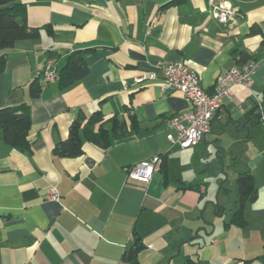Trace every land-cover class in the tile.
Returning <instances> with one entry per match:
<instances>
[{"label": "crops", "instance_id": "1", "mask_svg": "<svg viewBox=\"0 0 264 264\" xmlns=\"http://www.w3.org/2000/svg\"><path fill=\"white\" fill-rule=\"evenodd\" d=\"M171 1L12 3L43 28L40 38L0 51L7 58L0 106L29 104L32 148L0 139V264H264V122L256 105L264 104V0H216L237 9L226 24L213 17L210 0L166 6ZM88 48L70 85L45 80L49 51L59 74L71 53ZM243 52L259 62L251 91L234 87L205 138L181 148L168 121L191 104L180 91L162 90L156 62L184 60L212 90ZM146 70L158 78L137 82ZM38 78L42 91L32 98ZM97 110L120 119L129 111L140 131L108 148L85 141L79 156L55 155L72 122ZM154 155L162 162L150 182L127 179V167ZM241 173L256 187L245 226L231 222ZM52 189L58 200L49 198Z\"/></svg>", "mask_w": 264, "mask_h": 264}, {"label": "trees", "instance_id": "2", "mask_svg": "<svg viewBox=\"0 0 264 264\" xmlns=\"http://www.w3.org/2000/svg\"><path fill=\"white\" fill-rule=\"evenodd\" d=\"M17 0H0V51L13 47L18 40L38 39L41 37L42 28L30 25L25 6L13 4ZM173 0L166 6L175 4ZM50 35L52 29L45 26ZM92 49L77 50L71 53L58 78L64 87L70 85L74 80V73L84 64L86 57ZM56 56L48 52V57ZM6 54H0V73L5 68ZM246 54L241 53L239 62H247ZM43 81L38 78L30 83V97H38L42 91ZM29 104L22 103L15 106H0V139H3L12 146L26 152L32 151L29 133L31 118ZM128 111V110H127ZM110 122V127L107 123ZM140 131L136 116L128 111V117L106 118L101 110H97L89 117L80 115L71 124L67 138L58 141L53 148L55 155L60 157H76L83 154L85 141L92 142L102 148H108L115 141L123 140ZM239 199L231 222L235 225L245 226L247 220L244 207L249 199L256 198V187L253 176L250 173H241L238 177Z\"/></svg>", "mask_w": 264, "mask_h": 264}, {"label": "built area", "instance_id": "3", "mask_svg": "<svg viewBox=\"0 0 264 264\" xmlns=\"http://www.w3.org/2000/svg\"><path fill=\"white\" fill-rule=\"evenodd\" d=\"M211 11L214 18L224 24L234 20L237 9L227 2L210 0ZM259 62L248 60L242 64L232 66L224 76L220 77L212 90H207L201 85L199 73L184 60H177L165 64L159 60L155 67L162 72L161 88L164 91H180L190 102L191 108L185 113L178 114L169 119L170 126L177 130V142L181 148L197 146L212 129V122L217 115L224 99L232 97L234 87L241 86L251 91L254 83V74ZM58 77L55 57H48L44 68L46 81ZM155 71L146 70L136 77L137 82L149 79H157ZM260 120L264 122V104L261 100L256 102ZM171 137V136H170ZM162 158L154 155L150 159L142 160L126 168L127 179L148 183L156 170L159 169ZM60 194L52 189L49 198L58 200ZM234 264H246L244 260H237Z\"/></svg>", "mask_w": 264, "mask_h": 264}, {"label": "rangeland", "instance_id": "4", "mask_svg": "<svg viewBox=\"0 0 264 264\" xmlns=\"http://www.w3.org/2000/svg\"><path fill=\"white\" fill-rule=\"evenodd\" d=\"M214 188V181L209 185V191H211L212 189ZM229 205H228V208H227V213L229 214L232 210H231V205H232V202L229 200L228 201Z\"/></svg>", "mask_w": 264, "mask_h": 264}, {"label": "water", "instance_id": "5", "mask_svg": "<svg viewBox=\"0 0 264 264\" xmlns=\"http://www.w3.org/2000/svg\"><path fill=\"white\" fill-rule=\"evenodd\" d=\"M133 255H134V247L131 246V247L129 248L128 257H129V258H132Z\"/></svg>", "mask_w": 264, "mask_h": 264}]
</instances>
